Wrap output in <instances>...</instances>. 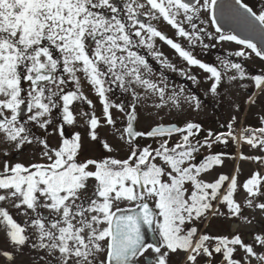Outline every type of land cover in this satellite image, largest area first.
I'll list each match as a JSON object with an SVG mask.
<instances>
[{"label": "snow or ice", "instance_id": "1", "mask_svg": "<svg viewBox=\"0 0 264 264\" xmlns=\"http://www.w3.org/2000/svg\"><path fill=\"white\" fill-rule=\"evenodd\" d=\"M217 5L218 0H125V23L114 0H0V134L17 151L31 146L38 158L28 165L5 160L0 170V202L11 201L18 215L26 217L21 224L0 207V225L17 253L30 247L39 264H170L171 254L177 252L185 253L183 264H198V257H207L205 264H216L215 254L222 255L221 264H251L252 259L264 264V236L255 237L260 252L254 250V245L244 243L240 235L229 238L200 234L197 238V223L203 224L209 215H222L213 201L226 205L232 216L241 215V205L233 199L235 175L229 178L221 174L212 182L200 178L202 173L223 165L224 153H210L202 162H194L201 148L226 145L229 138L253 147H264V138L244 135L251 129H243L237 137L232 123L227 124V132L209 130L203 141L192 139L202 128L195 122H186L183 127L158 123L138 131L134 127L136 104L132 103L131 111H127L123 103H112L106 95L112 91L106 85L115 83L139 101L132 87L135 84L158 94L161 103L156 107L164 106L167 86L146 78L145 73L150 75L152 69L133 50L147 47L159 59L163 54L155 51L156 38L174 49L188 65L210 73L213 82L209 91L217 94L222 72L197 59L151 20L162 19L190 46L208 48L205 39L232 41L244 46L234 55L246 56L249 53L245 49H249L264 60V48H258L251 39L221 32ZM145 7L148 11L141 12ZM221 8H227L246 27L254 30L259 26L264 32V0H260L256 11L244 0ZM101 9L110 15L98 11ZM202 12L208 13L207 20L201 18ZM141 15L148 21L141 20ZM208 23L214 32L204 26ZM89 38L95 44L91 50L86 43ZM221 65L225 73L235 70L229 80L247 77L257 89L264 87V75L248 77L240 63L226 59ZM80 73L98 96L107 125H116L112 108L127 116L126 126L116 128L119 140L127 146L126 158L108 155L81 161V133L66 135L65 126L76 122L74 102L93 106L82 90ZM177 95L173 93L168 100L179 107ZM185 99L195 110L200 108L197 97ZM79 115L87 117L91 141L101 143L108 153L117 151L99 138L96 130L100 120L94 112L81 110ZM34 127L44 135H37ZM255 131L264 133V128ZM176 133L181 134L180 142L169 147L168 138ZM53 137H58L55 145L50 143ZM138 137L159 141L158 147H140L136 144ZM3 155L6 157L8 152ZM241 158L261 159L244 157L242 153ZM262 180L264 177L256 173L244 182L243 188L249 197L246 205L264 211V203L254 204L251 199L264 195L260 190ZM226 181V193L221 195ZM124 202L130 207H122ZM145 225L158 233L159 243L146 240L142 230ZM236 246L245 253L241 259L234 258ZM0 256L6 258L7 264H15L13 252L3 251Z\"/></svg>", "mask_w": 264, "mask_h": 264}, {"label": "flooded vegetation", "instance_id": "2", "mask_svg": "<svg viewBox=\"0 0 264 264\" xmlns=\"http://www.w3.org/2000/svg\"><path fill=\"white\" fill-rule=\"evenodd\" d=\"M140 3H145L146 0H138ZM235 0H218L217 10H216V16L218 20V26L221 28V32L224 34H235L240 36L241 38L251 39L254 43L257 44L258 48H264V32H262L257 26L254 30L251 28L246 27L243 23H241L238 19H236L227 8H221L222 5H234ZM245 3H248L250 6H253L254 11L258 10L259 2L260 0H244ZM114 3L117 4L118 7L121 8L120 12V18H122L125 23H128L127 16L125 14V11L123 10V5L125 3V0H114ZM102 11L105 15H110V13L107 10H98ZM141 12H147L148 7H145L144 9L140 10ZM243 11V10H241ZM202 19H208V13L202 12L201 14ZM141 20L148 21V18L141 15ZM182 19V17L180 18ZM155 27H157L159 30L163 31L169 38L173 39L174 42L181 44L183 48L186 50L192 52V54L199 60H201L203 63L215 66L222 72L223 78L221 80V83L218 87L219 89V106H218V113H213L206 119L207 126H209V129L216 128V133L219 132H227V124L230 123L229 121H226L225 119V112L224 109L227 108V105L231 103L234 105H237V109L242 104L241 100L237 97L229 96V98L226 100L224 97L225 95V88L229 87H239L244 88V94L249 95V101L250 104L257 103V99L260 96L261 90L264 89L262 87L261 89H257L255 87L254 81L250 78L245 79H237L235 81L229 80L228 77L235 75V70H230L227 73L224 72V69L221 65L222 60H229L234 63H240L243 68L245 69L246 73L248 74V77L252 75H264V60L257 57L254 53H251V50L245 49L246 53H249L246 56H236L234 55L235 52L243 49V45L236 44L232 41H219V40H207L205 39V43L209 45L208 48H204L200 46L199 44L195 46H190L187 39L184 37L178 36L176 33V29L172 28L171 25L161 20H151L150 21ZM186 28H188V25H184ZM208 28V31L214 32L215 29L211 26L210 23L207 25H204ZM190 30V29H189ZM88 49L91 50L95 47L94 41L89 38L87 41ZM136 51L139 55L143 56L149 63V66L152 69L151 74L145 73L146 78H150L160 86L166 85V89L170 88L171 86H174L173 83L177 82L178 76L175 74H171L170 72L177 71L184 73L182 80V88H192V84L188 83L189 81V74L195 78L198 77V82L201 84L202 89H209L211 86V83L213 82L212 79H210V73L205 72L203 69L199 68L198 66H190L187 64V62L179 56V54L172 49L169 45H167L165 42L159 40V38L155 39V51H158L162 53L163 55L157 59L154 57L149 49L144 46L136 47L133 49ZM161 61H164L162 63ZM172 65L173 67H168L167 65ZM81 76V86L84 94L88 97L89 100L92 101V107H89L85 103H81L79 101L74 102L72 108L74 111V114L76 115V122L74 125H66L65 131L66 135H71L73 132H80L81 136L83 137L84 132L86 131V120L87 117L79 115V112L81 110L88 112V110H92L94 108V103L98 104L99 98L95 94L94 90L91 88V86L87 83L86 80L83 78V74H78ZM108 87H111L112 91L106 93L108 96V99L115 104H121L123 103L126 106L127 111H131V108L129 107L132 103H135L136 106L140 104L142 100H146V94L145 89L137 86L135 84L132 85V87L135 89V91L139 94L140 99L139 101H134L132 93L125 92L123 89L117 86V84L113 83L111 85H106ZM242 86V87H241ZM70 88H73L74 85H69ZM242 88V89H243ZM196 89V87H195ZM224 89V92L222 91ZM178 94V93H176ZM230 99V100H229ZM205 103L208 104L210 108V103L205 99ZM213 102V99L211 100ZM239 105V106H238ZM240 109V108H239ZM238 109V110H239ZM114 110L115 112L119 113V118L116 119V123H121L120 126L123 129L126 126L127 122V116L125 113L120 112L116 108L110 109V111ZM112 113V112H111ZM113 114V113H112ZM22 115H26V112ZM137 119L135 120L136 129L138 130V122L139 117L138 113L136 112ZM235 121L233 120L232 123ZM199 123V122H196ZM164 125H177V127H183V125L179 121H171L169 123L164 122ZM200 124V123H199ZM155 125L150 126L149 128H143V130L140 128L138 131H146L149 130L151 127H154ZM239 128V127H238ZM237 127L233 126L234 131L238 129ZM33 131L37 133V135L43 136V132L33 128ZM51 131V129H49ZM212 131V130H211ZM213 132V131H212ZM177 135H180L179 133ZM176 135V136H177ZM145 138L147 140H154L152 138H146V137H139L136 140ZM172 138V137H170ZM199 140V135L197 136ZM53 139V138H52ZM51 139V140H52ZM169 139V138H168ZM50 140V143L53 144ZM155 141V140H154ZM159 142V141H158ZM26 148V146H25ZM225 149V148H224ZM84 150V149H83ZM81 152L79 159L81 160L82 155L84 152ZM22 151H15L10 152L5 157L4 155L2 158L6 159H12V160H18V158L21 157ZM210 153H224L225 151L223 148H216L212 149ZM231 152L229 153L230 156ZM235 154V153H234ZM208 154H204L203 157L207 156ZM227 154L224 155L223 159H227L229 157ZM202 162V161H200ZM224 165L227 164L226 162L223 163ZM229 177V173L226 174ZM230 178V177H229ZM228 181L225 182L224 186L221 189V195L226 193ZM235 193L233 196V199L236 201ZM237 202V201H236ZM239 203V202H237ZM213 204L215 207H218L222 215L212 216L209 215L208 219L203 223L199 224L197 223L198 233L197 238L200 234H208L210 236H227L231 238L234 235H240L241 239L246 244L254 245V250L257 252L261 251L260 245L256 243L255 237L257 235L264 236V224L260 220H257L256 217H252L251 219H248L246 217V209L242 204L241 205V215L240 216H232L224 204H220L219 201H213ZM246 218V219H245ZM250 225L251 229L248 231L247 227ZM188 226L185 225V228ZM145 233V238L148 242L152 243H159L160 237L158 233L153 232L151 229H149L146 225L142 229ZM210 244L214 242H209ZM237 247V251L233 254L234 258L241 259L244 257L245 253L242 249H239V246ZM149 254H151L149 252ZM185 258V253L183 252H177L174 254H171L170 258V264H183ZM143 258H141V261ZM207 260V257H198V264H205V261ZM215 261L216 264H221L222 262V255L215 254ZM251 264H257L255 260L251 261Z\"/></svg>", "mask_w": 264, "mask_h": 264}, {"label": "rangeland", "instance_id": "3", "mask_svg": "<svg viewBox=\"0 0 264 264\" xmlns=\"http://www.w3.org/2000/svg\"><path fill=\"white\" fill-rule=\"evenodd\" d=\"M171 74H175L178 76V83H173L174 86L166 89L165 94V103L163 107H156L157 104H160V98L158 94H154L152 92H145L146 100H142L140 104L136 106V112L138 113L139 122H138V130L141 128H149L152 125L164 122L171 121H179L183 126L186 122H199L202 126L201 131L199 132V140L203 141L204 137L207 136L209 130H212L216 133V128L209 129L207 126L206 119L213 113H218L219 106V89L217 94H212L209 89H202L201 84H199L198 77L193 79H189L188 83L192 84V88H182V78L183 74L181 72L173 71ZM189 77H192L189 74ZM195 77V76H194ZM196 87V89H195ZM242 87V86H241ZM243 88V87H242ZM239 87H229L225 88V99L227 100L229 96L237 97L241 100V105L239 106V110L237 109V105H234L231 101L230 104L227 105V108L224 109L225 119L232 123L233 117L234 123L232 125L234 127H239L237 131L234 133L237 137H240L243 129H251V132H246L244 135L252 136L255 134L257 139L264 138V133L256 132L255 130L264 128V89L261 90L260 96L258 97L257 103H251L249 101V95L244 94V88ZM181 89L183 90L181 92ZM224 92V89H222ZM173 93H178L177 100L179 102V107H176L172 104L168 97L173 95ZM195 96L197 97L201 104L198 110H195L192 105L185 99L186 97ZM205 99L210 103V108L207 103H205ZM213 99V102L211 100ZM230 100V99H229ZM88 112H94L96 117L100 120V126L97 128L98 136L101 140H106L110 145L117 149L112 153L106 152L101 143L96 141H91L88 137V127L86 125V131L83 134L84 141V154L82 155L81 161L84 159L92 158L99 159L105 156L111 155L116 158H126L128 154L127 146L123 144L122 141L119 140L118 133H116V128L122 129L120 124L116 123L115 128L111 125H107L103 116L102 105L100 102L98 104L94 103V108ZM113 114V118L116 120L119 118V113L114 110L111 111ZM181 134L172 136L169 138V147L174 146L177 142H180ZM193 141L197 140V136L192 138ZM53 145L58 142V137H53L51 140ZM158 141L147 140L145 138L136 140V144L140 147L151 145L153 148L158 147ZM223 148L225 154L230 156L227 159H223L227 164H223L221 166L213 167L209 172L202 173L201 179L212 182L219 177V175H226L229 173V177L231 178L233 175L237 178V189L235 191V199L237 202L242 204L246 209V217L251 219L252 217H256L257 220H261L264 224V211L255 208L248 207L246 205V199L249 198L247 192L243 188L244 182L250 179L254 174L259 173L260 177H264V147L257 145L253 147L252 145L240 140L238 143L233 142L231 138L228 139V143L225 145L223 143L214 144L212 149ZM225 148V149H224ZM212 149L201 148L200 152L197 153V161L200 162L203 160L204 154H209ZM7 151L15 152L16 149L12 144L5 143L3 140L2 134H0V170L3 168V163L6 159L2 158L3 153ZM235 153V154H234ZM241 153L244 157H260L261 159H242ZM37 157L33 155V148L31 146H26L23 149L22 155L18 160H12L7 158V161L11 164L15 163H23L28 165L33 162H37ZM223 162V163H224ZM159 163V161H157ZM91 184V182H90ZM260 190L264 193V180L261 181ZM255 203H264V195H260L257 197L251 198ZM124 208L130 207L127 202H124L122 205ZM0 207L6 208L9 213L13 216L17 222L23 224L26 217L22 215H18L17 210L12 206L11 201L0 202ZM251 229L250 225L247 227L249 231ZM8 251L13 252L15 254V264H39L36 252L32 250L30 247L25 246L23 250L17 253L14 247L11 245L9 238L6 235V229L0 225V252ZM43 254V253H41ZM255 260V259H252ZM256 262V260H255ZM0 264H7L6 258L0 256Z\"/></svg>", "mask_w": 264, "mask_h": 264}, {"label": "water", "instance_id": "4", "mask_svg": "<svg viewBox=\"0 0 264 264\" xmlns=\"http://www.w3.org/2000/svg\"><path fill=\"white\" fill-rule=\"evenodd\" d=\"M166 126H175V127H177V125H166ZM134 127H135V129H136V125H135V121H134ZM137 130V129H136ZM178 133H176V134H173L172 136H174V135H177ZM139 138V137H138ZM137 139V138H136Z\"/></svg>", "mask_w": 264, "mask_h": 264}]
</instances>
